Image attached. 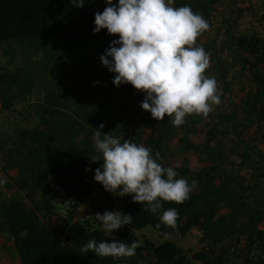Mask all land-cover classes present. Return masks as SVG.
I'll list each match as a JSON object with an SVG mask.
<instances>
[{
	"label": "trees",
	"instance_id": "1",
	"mask_svg": "<svg viewBox=\"0 0 264 264\" xmlns=\"http://www.w3.org/2000/svg\"><path fill=\"white\" fill-rule=\"evenodd\" d=\"M251 1L241 0L244 6L235 19L229 22L224 15L216 24L214 14L225 0H173L174 7L190 5L209 23L196 45L209 54L205 75L215 77L220 96H229L228 107L214 111L212 104L207 116L188 115L186 122L176 127L167 115L161 121L154 119L141 107L146 93L130 83L117 87L113 83L116 74L110 71L111 83L104 90L116 96L107 103L95 100L83 108L81 116L73 114L62 122L59 111L51 113L53 110L40 103L43 112L37 103L34 112L42 116L38 125L1 136L0 164L5 163L0 191L5 196L0 194V198L5 201L0 203V238L11 242L9 264H264V35L238 29L239 15ZM84 2L81 8L71 0H0V51L12 64L20 58L14 72L0 67L1 110H11L18 89L33 92L36 70H28L31 56L42 54V61L36 60L37 72L47 62L53 70L55 63H61L58 80H65V85V78L68 83L72 80L71 72H66L71 66L78 69L80 77L89 78L86 86L99 77L101 65L106 66L92 56L105 55L119 35H109L107 29L93 31L95 14L109 6L105 0ZM34 44L35 52L29 51ZM41 73L37 88L49 81ZM76 91L90 93L78 86ZM143 121L150 124L141 126ZM97 122L105 127L100 129ZM215 126L220 133L232 135L231 140L213 142L219 133ZM95 130L122 142L142 144L151 148L153 155L159 152L158 162L173 167L179 173L177 178H186L190 184L197 181L189 198L181 204L164 202L163 209L153 214L145 210L146 203L134 202L131 194L121 197L124 214L132 215V222L124 225L120 234H108L95 215L114 211L115 200L94 179L102 164L91 160L101 155L95 150ZM242 171L246 177L239 181L235 173ZM259 191L260 199H253ZM248 199L251 202L246 204ZM169 208L179 212L177 227L160 222V215ZM224 208L229 211L223 212ZM147 226L162 238H186L198 228L204 237H193L205 247L188 251L171 239L156 243L147 236L139 237L136 230ZM93 239L137 241L141 246L134 256L120 258L81 251Z\"/></svg>",
	"mask_w": 264,
	"mask_h": 264
},
{
	"label": "clouds",
	"instance_id": "2",
	"mask_svg": "<svg viewBox=\"0 0 264 264\" xmlns=\"http://www.w3.org/2000/svg\"><path fill=\"white\" fill-rule=\"evenodd\" d=\"M109 5L95 14V33L107 29L113 40L103 64L115 73L113 83L131 84L146 93L141 107L159 121L172 117L179 127L192 114L207 116L212 104L219 105L215 77L205 75L210 57L196 42L209 23L190 5L174 7L173 0H105ZM73 6L84 7V0H71ZM118 45V46H117ZM99 83V82H97ZM100 129L105 127L101 124ZM95 150L101 155L91 158L102 161L94 179L105 190L121 197L132 195L133 201L147 204L153 214L163 209L164 202L181 204L186 201L197 181L177 178L173 167L158 162L160 153L132 140L95 130ZM90 170V169H89ZM2 183V181H0ZM106 232L112 233L132 222L133 216L108 210L95 215ZM179 212L169 208L160 215V222L177 227ZM141 244L132 241L89 240L81 249L100 257H131Z\"/></svg>",
	"mask_w": 264,
	"mask_h": 264
},
{
	"label": "rangeland",
	"instance_id": "3",
	"mask_svg": "<svg viewBox=\"0 0 264 264\" xmlns=\"http://www.w3.org/2000/svg\"><path fill=\"white\" fill-rule=\"evenodd\" d=\"M239 4V5H238ZM244 6V4H241V0L238 2H234L233 0H225L224 4L220 5L219 11L214 14V23L218 24L219 21H221L225 15L227 20L230 22L233 19L236 18V15L239 13L238 7ZM251 5V8L248 6ZM245 9L243 12L239 15V21H238V29L239 30H255L264 35V0H252L250 4L246 3ZM237 11V12H235ZM33 42H36V40H32ZM29 46V45H28ZM37 47L34 45H30L28 50L34 51ZM42 56V54L40 53ZM41 56L39 58L31 56L33 58L30 61V65L28 67V70L33 73V69L36 70L34 72L33 82H31V86H34V90L32 93H24L23 90H19V93L15 95L14 106L17 111L12 112H5V116L0 117V140L1 136L4 137L6 133H13L16 130L19 129V125L15 128L14 131L11 129L14 127L13 123L17 122L19 119V122L21 123V128H33L34 126L38 125L41 121V114L37 116V113L34 112V110L37 109V103H38V109L42 110V106H48L53 111L52 112H58L57 115H59L62 121V119H67L70 115L75 116H81L83 113V108L87 105H93V102L95 100L106 102L111 99V97L116 95H111L109 92L104 90L109 84L111 83L112 79V73H110V70L107 67H104L101 65L102 73L97 78L95 76L93 83L86 86V82L89 81V78L86 77H80V74L78 73V69H73L71 66L70 69H66L67 71L71 72V78L72 80L70 83H68V79H66L67 84L65 85V80H58V76L62 75V70H58V65H61V63H55L54 70L47 64H40V66H44L41 71L37 72V61L40 60ZM20 58H17L16 63L14 60V63L9 62V57L5 56L0 51V67H7L9 70L13 71L15 70L17 63L20 61L18 60ZM46 60V58H45ZM42 61V60H40ZM51 68V69H50ZM32 70V71H31ZM41 72H44L47 75V78H49L48 82L43 84V86L37 88L38 84L36 81H40L41 77H43V74ZM58 72V73H57ZM39 73L41 75H39ZM50 73V76H48ZM52 75V76H51ZM55 77V79H53ZM64 76V74H63ZM27 80H28V76ZM44 79V78H43ZM99 82V83H97ZM62 83V84H61ZM28 86H30V83H27ZM78 86L79 90L89 91L90 93H78L76 91ZM87 87V88H86ZM98 90H102L104 93H93L97 92ZM240 92H237V95H239ZM9 94V93H8ZM38 100V102H36ZM41 103V107L39 104ZM44 112V111H43ZM5 119V122H4ZM50 122V121H49ZM54 122V121H53ZM1 131L3 132L1 134ZM7 144V143H6ZM35 160V157H34ZM1 190V189H0ZM112 193V192H111ZM1 196H5L2 191H0ZM113 194V198L115 200V209L114 211H119L124 213V205L121 200V196L118 194ZM25 195V192H24ZM4 200V197L0 198V203H2ZM251 201V200H250ZM123 229V226L119 230H113L112 233L107 232L110 235H118L121 233ZM136 233L139 237L147 236L152 241L156 243H161L164 240L171 239L175 241L179 246L184 247L188 251H198L205 247L204 243L201 240H198L197 238L193 236H188L186 238H181L179 236H166L161 237L157 230H155L152 226H147L146 228L142 230H136ZM0 264H9L12 260V251H11V242L7 241L5 238H0Z\"/></svg>",
	"mask_w": 264,
	"mask_h": 264
},
{
	"label": "crops",
	"instance_id": "4",
	"mask_svg": "<svg viewBox=\"0 0 264 264\" xmlns=\"http://www.w3.org/2000/svg\"><path fill=\"white\" fill-rule=\"evenodd\" d=\"M239 5V4H238ZM238 10L240 11L241 10V7H238ZM239 21V20H238ZM92 58H93V60L94 61H97V60H100V56L98 55V54H95L94 56H92ZM86 61H88V60H86ZM90 61H92V60H90ZM89 62V61H88ZM230 75H231V73H230ZM231 77H232V75H231ZM231 98V97H230ZM230 99H229V96L228 95H226V97H222L221 96V103L219 104V105H216V104H213V106H212V108L214 109V111H216V110H218L219 111V109H220V107H224V108H226V107H228L229 106V103H230ZM139 104L141 103V102H138ZM2 109V102H1V100H0V117H4L5 116V112L6 113H8V112H12L14 109H15V107L14 106H12V108H11V110H1ZM128 120V119H127ZM147 120H149V119H147ZM4 122H5V119H4ZM147 121H143V123H141V126H145V124H150V122L148 121V123H146ZM214 121H212V123H213ZM90 124V123H89ZM95 124H98V125H101V123H95ZM13 125H14V127L11 129L12 131H14L15 130V128L19 125V128H21V123L19 122V119H18V121L17 122H14L13 123ZM91 125V124H90ZM215 128H216V126H215ZM145 129V128H144ZM217 129V128H216ZM219 129V128H218ZM217 129V130H218ZM224 131V130H223ZM218 132H219V130H218ZM220 133V132H219ZM217 134V136L215 137V139L216 140H214L213 141V138H211L210 140H211V142L213 141V142H216L217 144H219L220 142H225V141H230L231 140V138H232V135H230L229 133H226V132H222V133H220V134ZM214 137V136H213ZM209 138V137H208ZM230 152H233V150H231L230 149ZM2 163H5V161H2ZM2 163L0 164V180H3L4 181V178H3V176H1V170H2ZM239 175V176H238ZM244 175H245V171H242L241 173H235V176H237V177H239V181H241V180H243L245 177H244ZM247 183V181H245V183H244V185H247L246 184ZM241 191H242V187H241ZM262 191H259V193L258 194H256L254 197H253V199H255L256 197L257 198H259V197H261V196H259L260 195V193H261ZM260 199V198H259ZM256 200V199H255ZM254 200V201H255ZM251 201H250V199H248L247 201H246V204L247 203H250ZM223 212H228L229 210L227 209V208H224L223 210H222ZM241 222H244V218L241 216Z\"/></svg>",
	"mask_w": 264,
	"mask_h": 264
},
{
	"label": "built area",
	"instance_id": "5",
	"mask_svg": "<svg viewBox=\"0 0 264 264\" xmlns=\"http://www.w3.org/2000/svg\"><path fill=\"white\" fill-rule=\"evenodd\" d=\"M68 204H69V202H67V204H66V206H65V211H67L66 207H67ZM76 204H77V205H80V207L83 206V204L81 203V201H77ZM65 211H63V213H64ZM190 233H191V235H193V236H195V237H197V238H202V237H204V233H203V231L200 230V229H198V228H194V229H192Z\"/></svg>",
	"mask_w": 264,
	"mask_h": 264
}]
</instances>
